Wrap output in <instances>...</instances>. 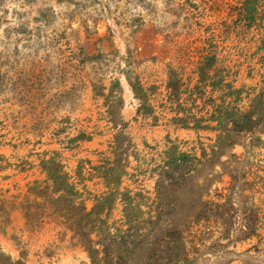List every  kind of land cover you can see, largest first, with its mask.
<instances>
[{"label": "rangeland", "instance_id": "rangeland-1", "mask_svg": "<svg viewBox=\"0 0 264 264\" xmlns=\"http://www.w3.org/2000/svg\"><path fill=\"white\" fill-rule=\"evenodd\" d=\"M244 1L0 0V264H264V120L194 130L166 107L168 67L192 88L212 55L206 78L242 89L229 100L249 111L264 89V0L250 23ZM172 145L194 158L175 185L160 171ZM52 158L100 212L85 237L31 190ZM114 190L131 198L97 205Z\"/></svg>", "mask_w": 264, "mask_h": 264}, {"label": "trees", "instance_id": "trees-1", "mask_svg": "<svg viewBox=\"0 0 264 264\" xmlns=\"http://www.w3.org/2000/svg\"><path fill=\"white\" fill-rule=\"evenodd\" d=\"M254 0H245L241 13L240 19L250 23L254 19V10H255ZM215 58L212 55H208L204 58V61L199 63L196 67V73L199 76L198 83L193 86H186L182 84L181 80L178 79L179 73L172 67H168V81L166 83V107H168V112L173 114L169 120L177 125H180L184 128L194 129V130H206L211 128L210 123L215 122L219 128L228 126L229 123L235 124L238 123H249L252 126V132L255 133L259 131L258 127L260 125L261 118L264 120V89L261 90L256 96L252 99L250 109L247 113L243 112L240 108L234 107L235 100L242 94V89H235L232 86L230 88L226 87L223 82L212 81V78H206L212 69L213 62ZM200 80V81H199ZM136 96L141 101L142 105L138 109V113H142L144 116H149L154 113V106L149 103V89L143 87L140 82L132 84L130 82ZM220 86L222 95L219 96H208V88H212L210 94L213 95L215 90L214 88ZM185 94L187 95V100L191 103H195L197 100L193 97L203 101L204 107L206 109V114L198 115L193 112L192 109L185 106L186 98H183ZM236 95V99L232 100L229 98ZM210 102V104L208 102ZM219 101V102H218ZM207 107L210 109L207 110ZM208 114V116H206ZM256 117L260 118L258 121ZM210 122V123H207ZM255 131V132H254ZM225 135L218 137V147L224 144ZM260 141V140H258ZM194 158L186 153L178 150V146L172 145L169 150L166 152V160L163 166L160 167L162 180L171 181V185L178 183V180H184L185 178V169L188 167L189 161H192ZM46 163L48 170V179L43 182H35L32 186V192H38L44 200V205L48 208V212L51 211V215H54L56 218L63 217L66 220V223L71 224L76 227L80 236L88 235L89 225L93 223L92 219H96L95 216L100 214L96 212L95 208L91 211H87L84 205H79L77 203L78 198H80L81 193L79 192L77 185L71 181V178L68 173L64 171L63 165L58 162L56 159L52 158L44 162ZM112 167L107 166L106 171H109ZM112 170V169H111ZM104 179L107 184L111 182V179H114L115 182L112 184L117 187L120 184L118 178H109L107 172L103 173ZM106 175V176H105ZM174 176H178L179 179ZM163 182V181H162ZM163 185V183H162ZM161 189H165L164 186H160ZM118 190L110 192L108 195L98 198V206H103L106 203L112 205V201H116V195L118 194L124 197V200L127 201L131 196L127 193H121ZM30 194H33L30 192ZM75 198V200H74ZM97 208V207H96ZM52 209V210H51ZM82 229V232H81ZM93 243L92 240H90ZM173 258L172 255H170ZM176 261L179 262L180 256H175ZM170 258V259H171ZM181 258V257H180ZM180 264V263H176Z\"/></svg>", "mask_w": 264, "mask_h": 264}]
</instances>
